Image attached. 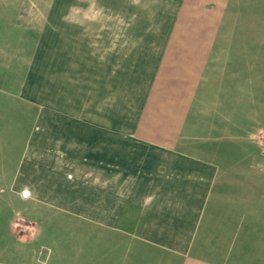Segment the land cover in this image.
Returning a JSON list of instances; mask_svg holds the SVG:
<instances>
[{
  "label": "crops",
  "instance_id": "crops-1",
  "mask_svg": "<svg viewBox=\"0 0 264 264\" xmlns=\"http://www.w3.org/2000/svg\"><path fill=\"white\" fill-rule=\"evenodd\" d=\"M164 2L165 42L111 49L119 82L128 69L151 85L144 107H77V92L46 93L0 59V253L17 245L13 263L264 264V0Z\"/></svg>",
  "mask_w": 264,
  "mask_h": 264
},
{
  "label": "rangeland",
  "instance_id": "rangeland-1",
  "mask_svg": "<svg viewBox=\"0 0 264 264\" xmlns=\"http://www.w3.org/2000/svg\"><path fill=\"white\" fill-rule=\"evenodd\" d=\"M1 3L0 7L5 5ZM7 9L0 12V49L11 52L0 53V59L12 61L3 69L9 76L18 79L26 74L46 93L62 99L77 92V107H84L90 96L94 107H101V98L107 95L111 109L145 106L151 85L128 69L127 82H119L111 49L119 42L132 46L165 42L162 34L174 23L173 6L164 0H8ZM1 159L6 155L0 151ZM18 217L24 219L17 213L13 224ZM22 223L13 226L15 237L30 234L24 231L31 225L25 219ZM12 251L14 259L24 252L17 245ZM12 257L0 253V264H19L10 261Z\"/></svg>",
  "mask_w": 264,
  "mask_h": 264
},
{
  "label": "built area",
  "instance_id": "built-area-1",
  "mask_svg": "<svg viewBox=\"0 0 264 264\" xmlns=\"http://www.w3.org/2000/svg\"><path fill=\"white\" fill-rule=\"evenodd\" d=\"M22 222H24V219L21 218V217H18L17 220H16V222H15V224H14V226H15V227H18V226H20V225H23ZM26 229H27V231H24V232H28V231L31 232V229H29V227H26Z\"/></svg>",
  "mask_w": 264,
  "mask_h": 264
}]
</instances>
